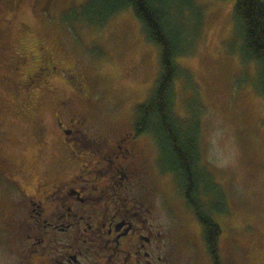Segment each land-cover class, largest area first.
<instances>
[{"label":"rangeland","instance_id":"1","mask_svg":"<svg viewBox=\"0 0 264 264\" xmlns=\"http://www.w3.org/2000/svg\"><path fill=\"white\" fill-rule=\"evenodd\" d=\"M85 1L0 0V163L20 164L25 157L34 161L42 152L47 158L44 167L54 166L53 159L64 155L56 125L58 113L68 116L61 109L62 99H71L70 112L90 111L89 121L104 126L111 136L130 128L135 107L152 94L161 70L160 47L147 39L133 8L121 10L102 27L65 16ZM197 1L203 7L200 34L192 51L177 57L192 74L193 84L176 79L175 110L188 114L193 88L202 104V163L221 186L227 204V211L215 216L222 228V262L237 254L234 242L239 240L257 263L264 264V96L254 87L257 65L241 55L236 0ZM41 44L54 50L62 66L83 74L90 86L79 91L56 76L32 96L25 91L24 76H16L10 63L17 52H36ZM140 142L152 222L161 229L164 225L169 239L177 231L181 234L175 245L186 263L212 264L202 225L173 174L159 166L155 139L146 134ZM6 201L1 195L0 210H9ZM3 241L0 264H12L9 241Z\"/></svg>","mask_w":264,"mask_h":264},{"label":"flooded vegetation","instance_id":"2","mask_svg":"<svg viewBox=\"0 0 264 264\" xmlns=\"http://www.w3.org/2000/svg\"><path fill=\"white\" fill-rule=\"evenodd\" d=\"M36 47L40 51L17 52L10 63L31 96L56 76L79 91L90 86L83 74L62 66L49 46ZM70 104V98L62 99L68 116L56 115L64 155L53 159L54 166L44 167L42 152L34 161L0 163V196L9 206L0 210V239L9 241L12 264H188L175 245L181 234L169 239L165 226L152 222L142 179L140 141L146 134L133 122L110 136L89 121L90 111L70 112ZM83 151L88 152L81 157ZM234 246L237 254L219 264H259L247 245L237 240Z\"/></svg>","mask_w":264,"mask_h":264},{"label":"trees","instance_id":"3","mask_svg":"<svg viewBox=\"0 0 264 264\" xmlns=\"http://www.w3.org/2000/svg\"><path fill=\"white\" fill-rule=\"evenodd\" d=\"M128 7L133 8L147 39L160 47L161 65L152 94L135 107L133 122L139 133L155 139L160 168L173 174L181 195L203 227L211 258L219 264L222 228L215 216L225 212L227 204L221 186L202 163V104L193 88L188 114L175 110L176 79H183L187 86L193 84L192 74L177 62V57L192 51L201 31L203 7L197 0H86L65 16L72 22L83 20L102 27ZM235 19L237 36L242 41L241 55L257 65L259 78L254 87L264 96V0H236Z\"/></svg>","mask_w":264,"mask_h":264}]
</instances>
